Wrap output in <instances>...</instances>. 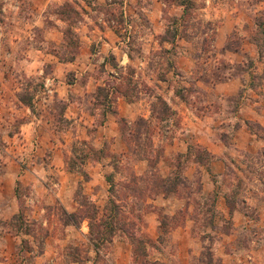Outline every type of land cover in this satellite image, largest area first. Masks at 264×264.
I'll list each match as a JSON object with an SVG mask.
<instances>
[{
  "label": "rangeland",
  "instance_id": "rangeland-1",
  "mask_svg": "<svg viewBox=\"0 0 264 264\" xmlns=\"http://www.w3.org/2000/svg\"><path fill=\"white\" fill-rule=\"evenodd\" d=\"M161 1L187 6L182 18L169 15L162 32L155 34L148 16L154 6L157 11L163 9ZM248 1L253 6L244 26L251 28L261 57L264 0ZM45 2L12 0L4 9L0 0V213H8V206L16 205L14 215L0 219V243H16L13 254L9 258L6 254L2 264H114L111 243L118 241L130 247L132 264H175L172 243L177 242L170 230L188 218L193 221L192 238L185 243H204L190 264H223L210 251L212 243H222L217 251L227 264H264V143L242 153V166L233 167L227 161L217 177V192L202 189L211 160L205 147L191 142L180 152L178 141L184 126L181 101L193 109L199 107L198 101L204 103L195 82L202 61L210 57L206 50L212 49L207 38L204 53L197 57L200 65L187 83L179 72L165 83L168 67L178 62L179 55L162 41L171 39L178 29L192 37L197 48L199 35H210L215 23L204 20L197 10L198 2ZM40 5L46 6L42 13L46 28L56 27L59 34L29 29L27 20L37 15ZM85 19H97L119 35L127 62L106 83L82 89L85 74L74 77L72 70L64 67L79 53L74 23ZM154 35L161 43L152 50ZM35 45L43 46L45 62L41 66L32 63L37 58ZM237 45L234 37L227 44ZM108 58L115 63L113 57ZM252 63L247 60L244 67ZM208 69L215 79L223 80L229 66L220 60ZM46 83L52 92L42 95ZM72 84L75 87H69ZM117 98L130 104L131 111L133 103L139 102L142 114L149 113L147 118L118 115ZM208 99H212L211 94ZM250 128L261 136L257 124H250ZM104 130H115L116 136L105 140L100 136ZM220 138L227 144V136ZM56 147L57 156L64 161L63 172L50 167ZM95 161L104 162L97 182L87 168ZM30 171L40 176L39 183ZM14 176L16 198L10 204ZM168 190L183 202L173 215L153 203ZM234 209L238 211L232 215ZM148 214H155V220ZM155 222L158 228L149 231L150 223ZM6 234L9 237L3 240ZM156 243L164 246L162 262L148 258L159 248ZM224 252L242 256L234 259L223 256Z\"/></svg>",
  "mask_w": 264,
  "mask_h": 264
},
{
  "label": "crops",
  "instance_id": "crops-1",
  "mask_svg": "<svg viewBox=\"0 0 264 264\" xmlns=\"http://www.w3.org/2000/svg\"><path fill=\"white\" fill-rule=\"evenodd\" d=\"M101 1L105 2V0ZM194 1L198 2L197 10L200 15L204 20L214 22L215 28H212L209 32L210 35L207 32L199 35L201 39H199L200 43L197 48L194 47L192 37L184 33L180 34L178 29L175 30L171 39L162 41L166 46L177 49L176 54L179 55L178 62L168 67L166 79L164 80H166L165 83H169L167 78L173 74L177 76L179 72L181 80H186L187 83L196 66L200 65L197 63V57L198 54L204 53L205 49L203 45L206 43V39L209 38L212 50L208 49L206 52L210 54V57L202 61V67L198 72L195 82L198 93L203 95L202 99L204 103L201 104L198 101L199 107H194L195 109H193L185 100L181 101L180 112L184 126L180 131L181 139L178 143L180 145V152H183L191 142H196L203 145L211 154V160L207 165L209 169H206L207 176L202 180V189L204 191L214 190L217 192V177L219 172L228 165L227 161L233 167L242 166V153L254 150L258 144L264 143V140H261L264 139V56H259L257 46L253 43L251 28L247 29L244 26L246 20L248 21L249 18L248 9L253 6L248 0ZM48 2L49 0H46L45 4ZM3 3L5 9L11 6L12 0H3ZM160 4L163 9L160 8L157 11L154 6L149 11L148 16L155 34L162 32L164 21L169 15L174 14L177 19H180L185 10L184 5L177 2L172 3L171 6L162 1ZM45 7V5L38 6L36 10L37 15H33L32 18L27 20L29 29L33 32H36V29H42L43 33L50 35L59 34V29H55L56 27L51 29L46 28V21L42 16ZM55 25H57L56 22ZM74 31L80 39L79 53L76 54L77 56L74 61L71 60L67 65L65 64L64 68L71 69L74 77L78 76L81 78L85 74L83 76L85 77V86L82 89L100 86L109 81V79H112L114 75L116 76L120 69H124L123 66L127 62V54L122 51L121 48L124 46L121 42V47H119V35L117 37L113 29L98 23L97 19H85L80 24L76 25L74 23ZM232 37L238 40L236 47L227 46ZM159 40L158 36L155 35L151 39L150 47L152 46V50L160 46L161 42ZM33 47L37 58L33 59L32 63H36V66H41L45 62V59L41 57L44 53L43 46L35 45ZM108 56L114 58V64L110 63L111 58H108ZM220 60H225L229 66L228 76L223 80H219L218 77L215 79L212 70L208 69L209 66L215 68V65ZM247 60H251L253 63L251 66L245 68L244 63ZM238 67L241 69L238 70ZM191 80L194 79L191 78ZM69 87H75V85L72 84ZM208 94L212 95V99H208ZM121 99L117 98L118 115L131 117L130 115L132 114L133 117L141 116V118H147V114L149 113L142 114L143 109L140 107L139 102L133 103L131 111L129 109L131 105ZM225 102L227 105H225ZM135 105L137 106L136 109L134 108ZM214 124L216 126L212 127ZM250 124H257L260 127L261 136H258L250 128ZM102 132L103 135L100 136L105 140L109 139L110 136H116L115 130H104ZM221 135L227 136V144L222 141ZM37 140L39 142V138ZM55 150L56 155L51 160L52 164H50V167L58 172H63L64 161L57 156L59 152L57 151V147ZM40 162L41 160L34 165L39 167ZM103 163V161H95V164H89L87 167L90 176L93 177V182L101 176L99 167ZM208 170L210 173H208ZM30 174L39 183L38 179H40V176L31 171ZM15 176L13 179L11 177L12 185L10 186L8 198L10 204L11 201L13 202V198H16L12 187L13 184H16V180H14ZM219 197L220 195H216V199H219ZM153 203L162 207L163 212L167 215H173L183 205L182 199L180 200L178 194L171 190L164 192L161 196H157ZM8 210V213H0V219L4 220L14 215L16 205L11 204L8 206ZM237 211L234 209L232 215H235ZM155 217V214H148V218L150 219L155 220ZM157 226L156 222L154 224L150 223L148 230L151 231L152 227V230L154 229L155 231L158 228ZM192 227L193 221L188 218L182 225L175 226L170 230V235L177 242L172 243L174 247L172 257L175 264H190L191 260L199 256L203 249L204 243H185V241L188 242L192 238ZM8 237V234L4 235L3 240H7ZM156 244L159 248H155V253H151L148 258L149 260L162 262L164 259L161 251L164 250V246L160 243ZM15 245L16 243H0V264L4 263V256L6 254V258H9V255L13 254ZM221 245L222 243H212L209 248L214 258H218L220 262L227 264L225 259H220V255H218L217 248ZM111 246L114 264H132L130 260V247L126 243L118 241L117 243H111ZM234 253L236 254L237 252ZM235 254L230 255V253L224 252L223 256L234 259L242 256V253Z\"/></svg>",
  "mask_w": 264,
  "mask_h": 264
},
{
  "label": "built area",
  "instance_id": "built-area-1",
  "mask_svg": "<svg viewBox=\"0 0 264 264\" xmlns=\"http://www.w3.org/2000/svg\"><path fill=\"white\" fill-rule=\"evenodd\" d=\"M52 92L51 88L49 87V85L43 84L42 88H41V94L42 95H46V94H50Z\"/></svg>",
  "mask_w": 264,
  "mask_h": 264
},
{
  "label": "trees",
  "instance_id": "trees-1",
  "mask_svg": "<svg viewBox=\"0 0 264 264\" xmlns=\"http://www.w3.org/2000/svg\"><path fill=\"white\" fill-rule=\"evenodd\" d=\"M182 5H184V7H186L187 6V4H184V3H181Z\"/></svg>",
  "mask_w": 264,
  "mask_h": 264
}]
</instances>
